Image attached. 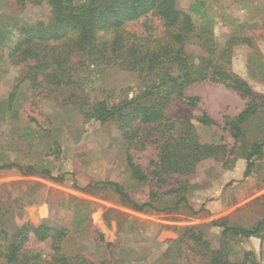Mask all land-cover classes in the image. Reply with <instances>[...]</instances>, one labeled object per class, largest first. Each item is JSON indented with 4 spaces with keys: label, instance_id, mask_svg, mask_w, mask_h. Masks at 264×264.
Wrapping results in <instances>:
<instances>
[{
    "label": "rangeland",
    "instance_id": "obj_1",
    "mask_svg": "<svg viewBox=\"0 0 264 264\" xmlns=\"http://www.w3.org/2000/svg\"><path fill=\"white\" fill-rule=\"evenodd\" d=\"M193 5L195 32L186 47L193 60L211 58L244 79L253 94L203 80L182 88L184 96L196 97L190 103L173 96L165 116L190 120L200 141L222 148L190 173H162L165 182H159L151 162L160 134L153 130L139 140L126 122L100 119L94 111L99 102L112 106L141 95L149 83L135 72L82 59L74 84L33 85L24 78L27 65L12 64L8 52L25 26L47 20L50 7L45 0L22 9L15 0H0V167L16 165L0 168L8 232L26 221L65 229L63 251L93 262L197 264L208 255L206 242L231 262L264 264V226L251 235L224 228L252 229L264 222V144L257 151L253 146L264 137V0L176 2L183 11ZM129 155L148 174L146 180L132 177ZM26 169L36 173L24 175ZM103 181L161 211L135 210L113 188L97 184ZM178 201L177 208L167 209ZM28 244L49 250L45 240L31 238Z\"/></svg>",
    "mask_w": 264,
    "mask_h": 264
},
{
    "label": "trees",
    "instance_id": "obj_2",
    "mask_svg": "<svg viewBox=\"0 0 264 264\" xmlns=\"http://www.w3.org/2000/svg\"><path fill=\"white\" fill-rule=\"evenodd\" d=\"M15 2L22 9L28 2L41 3V0ZM45 2L50 7L47 20L25 26L22 29L23 38L8 52L12 64L27 65L24 78L33 85L41 82L56 87L74 84L76 65L85 64L82 59L90 64L112 65L135 72L143 82L149 83L147 90L112 106L99 102L94 111L100 119L116 118L126 122V127L132 128V136L139 140L150 137L153 130L160 134L154 138L158 143V152L156 160L151 162L154 164L152 173L158 175L157 181L165 182L160 176L162 173H190L198 161L216 156L215 152L222 146L200 141L190 120L167 118L165 106L173 96L188 103L196 99L184 96L182 88L197 81L220 83L247 96L253 91L244 79L214 63L211 58L197 56L193 60L186 47L195 32L191 15L193 11L197 12L194 5L183 11L176 7L177 0H84L78 4L70 0ZM142 98H146L145 103L139 101ZM246 112L247 109L243 110L235 119L243 120ZM233 127L237 128L236 124ZM263 144L264 137L260 143H254L255 151ZM127 165L133 178L140 181L148 178V174L132 161L130 155ZM15 166L5 164L0 168ZM21 172L24 175L36 173L31 169ZM43 173L49 175L48 171ZM97 184L113 188L137 211L147 207L161 211L150 203L139 205L114 182ZM80 189L86 191L88 186ZM179 203L167 209H175ZM5 213V209L0 208V259L6 264L111 263L109 260L93 262L82 254L63 251L67 230L62 228L46 224L33 226L26 221L8 232ZM263 226L264 222H259L252 229L224 228L235 234L251 235L258 233ZM31 238L48 241V252L31 247L28 244ZM195 239L200 240V237ZM203 246L208 255L203 253L206 258H200L197 264H242L229 261L220 248L212 250L206 242Z\"/></svg>",
    "mask_w": 264,
    "mask_h": 264
}]
</instances>
